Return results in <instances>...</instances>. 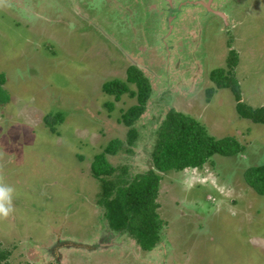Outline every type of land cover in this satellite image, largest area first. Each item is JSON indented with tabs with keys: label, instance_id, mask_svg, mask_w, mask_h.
<instances>
[{
	"label": "rangeland",
	"instance_id": "1",
	"mask_svg": "<svg viewBox=\"0 0 264 264\" xmlns=\"http://www.w3.org/2000/svg\"><path fill=\"white\" fill-rule=\"evenodd\" d=\"M236 52L242 101L264 107V0H0L10 96L0 108V180L17 191L15 214L0 220L3 264H264V195L245 178L264 165V124L240 116L230 87L207 97L211 74ZM132 65L153 94L130 153L121 118L138 99L103 85L127 81ZM172 108L244 150L164 174L162 240L145 251L109 228L91 168L119 138L125 149L111 164L148 170ZM55 114L64 121L53 132L45 118Z\"/></svg>",
	"mask_w": 264,
	"mask_h": 264
},
{
	"label": "trees",
	"instance_id": "2",
	"mask_svg": "<svg viewBox=\"0 0 264 264\" xmlns=\"http://www.w3.org/2000/svg\"><path fill=\"white\" fill-rule=\"evenodd\" d=\"M230 58L228 70L213 71L211 74L215 87L209 88V100L219 88L230 87L237 99V110L242 118L264 124V107L253 108L242 101V90L236 79L234 69L239 57ZM5 74H0V108L10 100L4 85ZM130 84H136L138 90ZM109 95L120 99L129 94L138 99V103L123 113L121 121L126 125L128 137L126 151L139 139L138 124L146 114L153 94L152 84L143 71L132 65L128 68L127 81L113 80L104 83ZM61 114L48 115L45 122L57 131L63 123ZM125 149L122 139L111 141L105 150L96 155L92 163V176L101 182L98 204L103 207L109 228L119 234H128L145 251L154 250L161 242V231L165 224L159 213L157 202L159 188L164 174L183 171L187 168H201L213 163L216 155L233 156L244 150L242 144L233 137L217 138L211 135L207 127L198 119L172 108L154 134L151 151L152 167L133 174L127 164L112 165L108 155H117ZM245 178L259 194L264 195V165L250 168ZM9 250H0V264L8 260Z\"/></svg>",
	"mask_w": 264,
	"mask_h": 264
},
{
	"label": "clouds",
	"instance_id": "3",
	"mask_svg": "<svg viewBox=\"0 0 264 264\" xmlns=\"http://www.w3.org/2000/svg\"><path fill=\"white\" fill-rule=\"evenodd\" d=\"M16 197L15 187L0 180V220L12 217L15 214Z\"/></svg>",
	"mask_w": 264,
	"mask_h": 264
},
{
	"label": "flooded vegetation",
	"instance_id": "4",
	"mask_svg": "<svg viewBox=\"0 0 264 264\" xmlns=\"http://www.w3.org/2000/svg\"><path fill=\"white\" fill-rule=\"evenodd\" d=\"M103 244H107V243H103ZM84 246V245H83Z\"/></svg>",
	"mask_w": 264,
	"mask_h": 264
}]
</instances>
